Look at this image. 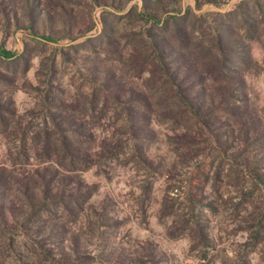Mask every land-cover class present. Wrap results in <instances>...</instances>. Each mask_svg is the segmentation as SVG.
I'll return each instance as SVG.
<instances>
[{"label":"rangeland","instance_id":"1","mask_svg":"<svg viewBox=\"0 0 264 264\" xmlns=\"http://www.w3.org/2000/svg\"><path fill=\"white\" fill-rule=\"evenodd\" d=\"M0 264H264V0H0Z\"/></svg>","mask_w":264,"mask_h":264}]
</instances>
